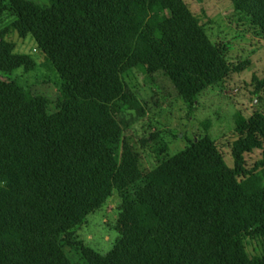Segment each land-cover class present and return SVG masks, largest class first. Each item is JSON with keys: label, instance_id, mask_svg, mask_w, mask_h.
Wrapping results in <instances>:
<instances>
[{"label": "trees", "instance_id": "obj_1", "mask_svg": "<svg viewBox=\"0 0 264 264\" xmlns=\"http://www.w3.org/2000/svg\"><path fill=\"white\" fill-rule=\"evenodd\" d=\"M232 3L264 44V0ZM0 23L31 38L61 96L0 81V264H70L61 244L114 192L146 228L105 255L75 242L86 264H264V196L251 205L208 136L138 176L118 164L121 130L143 113L123 73L161 72L192 109L230 72L182 0H0ZM3 37L1 73L38 67Z\"/></svg>", "mask_w": 264, "mask_h": 264}, {"label": "rangeland", "instance_id": "obj_2", "mask_svg": "<svg viewBox=\"0 0 264 264\" xmlns=\"http://www.w3.org/2000/svg\"><path fill=\"white\" fill-rule=\"evenodd\" d=\"M28 1L49 5V0ZM182 1L209 40L221 46L230 72L202 90L192 109L161 72L149 75L142 68H133L123 73L121 81L135 95L143 113L131 122L129 117V125L121 130L118 164L138 176L185 149L189 141L208 136L256 208L264 196L263 41L234 11L232 0ZM1 29L4 41L14 46L13 54L30 55L38 67L28 73L23 69L11 75L0 72V81L19 79V84L34 95L50 102L60 100L54 72L44 66L45 58L31 38L21 39L0 23ZM121 204L120 195L112 193L77 226L72 239L61 244L70 264H86L75 242L105 255L115 244L144 231L146 222L141 212L125 220ZM246 250L249 257L259 253L253 241L247 242Z\"/></svg>", "mask_w": 264, "mask_h": 264}]
</instances>
